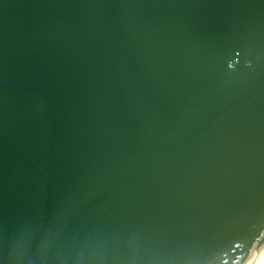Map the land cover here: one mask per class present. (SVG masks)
<instances>
[{"label": "water", "instance_id": "1", "mask_svg": "<svg viewBox=\"0 0 264 264\" xmlns=\"http://www.w3.org/2000/svg\"><path fill=\"white\" fill-rule=\"evenodd\" d=\"M263 253L264 0H0V264Z\"/></svg>", "mask_w": 264, "mask_h": 264}, {"label": "bare ground", "instance_id": "2", "mask_svg": "<svg viewBox=\"0 0 264 264\" xmlns=\"http://www.w3.org/2000/svg\"><path fill=\"white\" fill-rule=\"evenodd\" d=\"M256 264H264V253H263V255L259 258V260L256 262Z\"/></svg>", "mask_w": 264, "mask_h": 264}, {"label": "snow or ice", "instance_id": "3", "mask_svg": "<svg viewBox=\"0 0 264 264\" xmlns=\"http://www.w3.org/2000/svg\"><path fill=\"white\" fill-rule=\"evenodd\" d=\"M253 251H254V249H253Z\"/></svg>", "mask_w": 264, "mask_h": 264}]
</instances>
